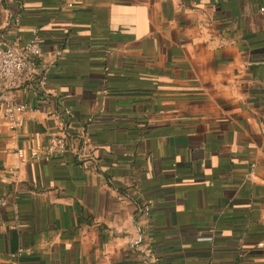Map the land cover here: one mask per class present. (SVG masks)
I'll return each instance as SVG.
<instances>
[{"label":"crops","instance_id":"crops-1","mask_svg":"<svg viewBox=\"0 0 264 264\" xmlns=\"http://www.w3.org/2000/svg\"><path fill=\"white\" fill-rule=\"evenodd\" d=\"M33 36L17 145L68 147L19 167L0 103V264H264V0H0Z\"/></svg>","mask_w":264,"mask_h":264},{"label":"built area","instance_id":"built-area-1","mask_svg":"<svg viewBox=\"0 0 264 264\" xmlns=\"http://www.w3.org/2000/svg\"><path fill=\"white\" fill-rule=\"evenodd\" d=\"M72 3L67 7H72ZM24 9V2L13 12L12 21L18 24ZM41 56V46L36 36L26 41L21 47L14 45H0V103L4 108L5 119L9 125L12 136L11 146L15 150V155L19 161V167H25L29 162L43 158L53 157L67 151L68 143L65 136L59 134H48V141L37 150H30L25 155L23 149L17 145V139L23 125V115L30 112L31 108L26 103L16 101L15 91L23 82L32 81L37 78L39 87L47 83V71L42 73L36 61ZM66 117H71L69 110L63 111ZM3 202L0 200V206ZM148 212V207L145 209ZM23 253L19 250L16 255Z\"/></svg>","mask_w":264,"mask_h":264},{"label":"water","instance_id":"water-1","mask_svg":"<svg viewBox=\"0 0 264 264\" xmlns=\"http://www.w3.org/2000/svg\"><path fill=\"white\" fill-rule=\"evenodd\" d=\"M141 242H142V241H141V239H140V240H139L137 243H135L134 245L137 246V245H139Z\"/></svg>","mask_w":264,"mask_h":264}]
</instances>
